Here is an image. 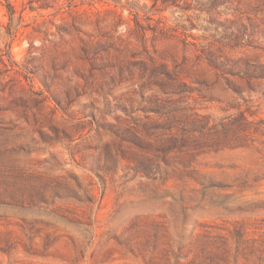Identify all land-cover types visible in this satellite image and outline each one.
<instances>
[{
	"label": "rangeland",
	"instance_id": "1",
	"mask_svg": "<svg viewBox=\"0 0 264 264\" xmlns=\"http://www.w3.org/2000/svg\"><path fill=\"white\" fill-rule=\"evenodd\" d=\"M8 1L0 264H264V0Z\"/></svg>",
	"mask_w": 264,
	"mask_h": 264
},
{
	"label": "trees",
	"instance_id": "2",
	"mask_svg": "<svg viewBox=\"0 0 264 264\" xmlns=\"http://www.w3.org/2000/svg\"><path fill=\"white\" fill-rule=\"evenodd\" d=\"M5 2L10 9V14L12 15L15 12L14 9L12 8V6L8 0H5ZM36 9H37L36 7H31V10H36Z\"/></svg>",
	"mask_w": 264,
	"mask_h": 264
}]
</instances>
